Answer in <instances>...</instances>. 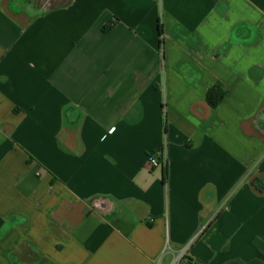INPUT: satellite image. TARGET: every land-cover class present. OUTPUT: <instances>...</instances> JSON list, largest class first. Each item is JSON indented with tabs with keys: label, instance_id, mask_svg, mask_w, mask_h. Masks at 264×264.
I'll list each match as a JSON object with an SVG mask.
<instances>
[{
	"label": "crops",
	"instance_id": "crops-1",
	"mask_svg": "<svg viewBox=\"0 0 264 264\" xmlns=\"http://www.w3.org/2000/svg\"><path fill=\"white\" fill-rule=\"evenodd\" d=\"M256 178L264 0H0V264H264Z\"/></svg>",
	"mask_w": 264,
	"mask_h": 264
},
{
	"label": "trees",
	"instance_id": "trees-1",
	"mask_svg": "<svg viewBox=\"0 0 264 264\" xmlns=\"http://www.w3.org/2000/svg\"><path fill=\"white\" fill-rule=\"evenodd\" d=\"M113 28V23L112 24H108L105 25L102 28V32L103 33H108L109 31H111ZM160 35H161V30H160ZM160 43L162 44V40L160 39ZM226 90L224 88V86L222 85V83L220 82H216L214 85H212L206 92V96L205 97V102L207 104V106L210 109H215L218 107V105L222 102V100L224 99V97L226 96ZM252 185L259 191V192H264V183L263 181L261 182L259 179H254L252 181ZM183 262H185V264H194L193 262H191L187 257H185L183 259Z\"/></svg>",
	"mask_w": 264,
	"mask_h": 264
},
{
	"label": "built area",
	"instance_id": "built-area-1",
	"mask_svg": "<svg viewBox=\"0 0 264 264\" xmlns=\"http://www.w3.org/2000/svg\"><path fill=\"white\" fill-rule=\"evenodd\" d=\"M149 164H151V166H153V167L160 165L159 162L154 157L149 158ZM190 245H191V243L187 244L185 247L180 249L179 255L175 260V262L177 264L182 263L183 259L185 258L186 254H187L189 247H191Z\"/></svg>",
	"mask_w": 264,
	"mask_h": 264
}]
</instances>
